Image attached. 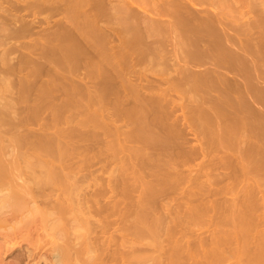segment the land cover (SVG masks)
Masks as SVG:
<instances>
[{
    "label": "rangeland",
    "instance_id": "obj_1",
    "mask_svg": "<svg viewBox=\"0 0 264 264\" xmlns=\"http://www.w3.org/2000/svg\"><path fill=\"white\" fill-rule=\"evenodd\" d=\"M0 169L12 264H264V0H0Z\"/></svg>",
    "mask_w": 264,
    "mask_h": 264
},
{
    "label": "bare ground",
    "instance_id": "obj_2",
    "mask_svg": "<svg viewBox=\"0 0 264 264\" xmlns=\"http://www.w3.org/2000/svg\"><path fill=\"white\" fill-rule=\"evenodd\" d=\"M194 18V17H193ZM192 18V19H193ZM23 20V19H22ZM201 20V19H200ZM205 20V19H204ZM172 23V22H171ZM200 25V23H198ZM224 25V24H223ZM197 26V25H196ZM19 27V26H18ZM17 27V28H18ZM12 28V27H11ZM79 28V27H78ZM192 29V28H191ZM200 29V28H199ZM203 29V28H202ZM33 30V29H32ZM55 30V29H54ZM34 32V31H33ZM93 32V31H92ZM194 33V32H193ZM45 34V33H44ZM58 34V33H57ZM88 34V33H87ZM94 34V33H92ZM9 36V35H8ZM90 36V35H89ZM232 36V35H231ZM87 38V37H86ZM94 38V37H93ZM69 39V38H68ZM84 39V38H83ZM89 40V39H88ZM89 43V42H88ZM62 45V44H61ZM93 45V44H92ZM68 48V47H67ZM92 49V48H91ZM97 49V48H96ZM97 51V50H96ZM70 56V55H69ZM72 58V57H71ZM82 60V59H81ZM66 61V60H65ZM4 145V144H3ZM3 167V166H2ZM13 169V168H12ZM15 169V168H14ZM17 169V168H16ZM1 170V169H0ZM9 170V169H8ZM7 170V171H8ZM10 171V170H9ZM15 171V170H14ZM10 174V172H8ZM7 174V173H5ZM4 174V171H0V184L2 185V183H5L7 181H5L7 178H8V175L7 174V177L6 175ZM17 174V173H16ZM15 174V175H16ZM18 175V174H17ZM16 175V176H17ZM20 175V174H19ZM9 177H12V176H9ZM15 177V176H14ZM16 179V177L14 178ZM13 179V180H14ZM19 181V180H18ZM17 182V180H16ZM20 182V181H19ZM30 182V180H29ZM28 182V183H29ZM31 184V183H30ZM18 184H16L17 186ZM20 188L23 190L22 186L24 185H19ZM15 187V185H14ZM7 188V187H6ZM18 188V186H17ZM28 188V187H27ZM26 188V189H27ZM16 189V187H15ZM5 190V189H4ZM7 190V189H6ZM3 191V190H0V192ZM17 191H19V189H17ZM15 190H10L8 189L6 192H4V194H0V264H12V262L6 258H8L7 256L10 254V252H12L14 249H16L17 245L20 244L21 242V237H18L17 234L19 232L22 233V229L25 230V232H31V230L33 231L36 227L37 229V226L36 225V222L37 221H33L35 222V224H26L28 221L27 219L25 221H27L26 223L22 222L24 216L26 217V215H29L27 214L28 212H30L31 210L29 209V207H27V205L32 202V198L30 195H27L28 194V191H26V193L22 194L20 192H17ZM32 191V190H31ZM22 194V195H21ZM30 194V193H29ZM35 196V195H34ZM22 206H25V207H22ZM31 206V205H29ZM22 207V208H21ZM37 207V206H36ZM35 207V208H36ZM26 208V209H25ZM34 208V207H32ZM40 209V208H39ZM38 209V210H39ZM37 210V209H36ZM44 212V211H43ZM49 212V211H48ZM53 212V211H52ZM38 213V212H37ZM47 213V212H44V214ZM59 213V212H58ZM39 214V213H38ZM48 214V213H47ZM61 214V213H60ZM34 215V213H33ZM41 215V214H40ZM63 216V215H62ZM45 218V216H44ZM55 218V217H54ZM164 218V217H163ZM54 221V220H53ZM22 222V224H21ZM41 222V221H40ZM30 223V222H28ZM32 223V222H31ZM38 224V223H37ZM20 233V234H21ZM24 233V232H23ZM27 235V233H26ZM17 238H19L20 240H18V244H17ZM27 237V236H26ZM24 238V236L22 237ZM20 241V242H19ZM54 241V240H53ZM79 241V240H78ZM87 241V240H86ZM76 242V241H75ZM74 242V243H75ZM84 242V240H83ZM30 243V242H29ZM33 243V242H32ZM31 243V245H32ZM67 243V242H65ZM47 244V243H46ZM54 244V243H53ZM52 248H51V253L49 254L48 252L46 253V260H48L50 262V264H56V262H58V259L61 258V259H64L65 261H68L66 259H70V255L71 253L69 252L68 248H63L64 251L63 253L61 252L62 250L59 249L60 251H58L57 249V245H55V247L53 245H51ZM66 246V245H65ZM80 246H83L85 247L84 244H80ZM27 247H29L30 249H28V254L26 256V260L28 262L30 261H40L41 259V252L37 251V249L35 248V245L32 246L34 248H32L31 246H29V244L27 245ZM37 247V246H36ZM64 247V246H63ZM36 249V250H35ZM40 249V248H39ZM38 249V250H39ZM76 249V248H75ZM85 249V248H84ZM88 249V247H86V250ZM44 250V249H43ZM70 250H71V247H70ZM88 251V250H87ZM27 252V251H26ZM43 252V251H42ZM57 252V254H55ZM60 252L61 255H59L58 253ZM69 252V253H68ZM75 252V251H74ZM84 253V252H83ZM25 254V255H26ZM70 254V255H69ZM76 254V253H75ZM86 254V253H85ZM24 255V256H25ZM73 256V255H72ZM71 256V258H72ZM15 257V256H14ZM18 257V256H17ZM20 257V256H19ZM18 257V258H19ZM23 257V256H22ZM56 257H57V261H56ZM78 257V255H77ZM81 257V256H80ZM83 257V256H82ZM12 259V258H11ZM15 259V258H14ZM21 259V258H20ZM44 259V258H43ZM74 259V258H73ZM16 260V259H15ZM19 260V259H18ZM17 260V261H18ZM22 260V259H21ZM24 260V259H23ZM22 260V261H23ZM16 261V262H17ZM25 261V262H27ZM43 261V260H42ZM47 261V262H48ZM15 262V263H16ZM24 262V263H25ZM21 263V262H20ZM38 263V262H37ZM40 264V263H39ZM71 264V263H70Z\"/></svg>",
    "mask_w": 264,
    "mask_h": 264
}]
</instances>
